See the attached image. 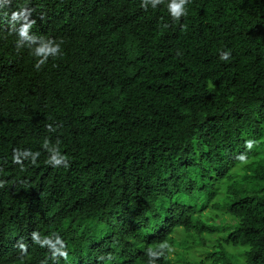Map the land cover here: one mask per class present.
I'll use <instances>...</instances> for the list:
<instances>
[{
  "label": "trees",
  "instance_id": "16d2710c",
  "mask_svg": "<svg viewBox=\"0 0 264 264\" xmlns=\"http://www.w3.org/2000/svg\"><path fill=\"white\" fill-rule=\"evenodd\" d=\"M141 2L0 0V264H264V0Z\"/></svg>",
  "mask_w": 264,
  "mask_h": 264
},
{
  "label": "clouds",
  "instance_id": "9594fccd",
  "mask_svg": "<svg viewBox=\"0 0 264 264\" xmlns=\"http://www.w3.org/2000/svg\"><path fill=\"white\" fill-rule=\"evenodd\" d=\"M164 3V0H142L141 2V7L147 10L149 4L155 8L158 5ZM190 3V0H170V3H168V11L170 12L172 18L176 21H179L181 17L187 15V5ZM30 15V12L28 9H24L21 12H14L12 14V20L13 21H19L23 19L25 23L21 25L19 28V39L17 41V46L16 48L19 49L23 47L26 43L28 46L31 48L32 45L37 44V39L34 38L33 36L29 35V30L32 27V25L35 23V21H29L28 16ZM168 25H165L167 27ZM13 30H15V26L13 25ZM63 41L60 43H57L53 40H40L38 43V46L34 47L32 49V54L39 59L37 60V63L35 64V68L37 70L41 69V66L46 64L48 61V58L51 57H56L60 55L61 53V44ZM229 58V53L223 52L220 56L221 60H227ZM49 131H55L56 129L53 128V126L50 124L48 125ZM248 147H251V142H248ZM43 147L50 153L49 159L46 161L48 164L54 166V167H59L61 165L67 167L68 166V157L65 155L61 154V151L59 149V141H57V144L55 146H50L49 142L45 140ZM24 157L25 159L31 158V162L33 164L36 163L38 157L40 156L39 152L32 153L31 151H19L15 150V155L14 159L16 162H21V157ZM242 159V157H241ZM4 186V182L0 181V187ZM32 238L34 242L41 247L47 246L51 252H52V258L56 259L59 257H63L65 260L68 259V252L66 250V245L64 241L57 235L55 236V239L49 238V237H44L43 239L41 238L39 233L34 232L32 234ZM164 246L162 245L161 248ZM20 248L22 252L26 253L27 252V246L25 244H20ZM163 253L160 251H154L152 249L148 250V264H155L156 258L161 256ZM103 259V257H102ZM108 259H112L111 255L108 256Z\"/></svg>",
  "mask_w": 264,
  "mask_h": 264
},
{
  "label": "rangeland",
  "instance_id": "374dc122",
  "mask_svg": "<svg viewBox=\"0 0 264 264\" xmlns=\"http://www.w3.org/2000/svg\"><path fill=\"white\" fill-rule=\"evenodd\" d=\"M179 249V248H178Z\"/></svg>",
  "mask_w": 264,
  "mask_h": 264
}]
</instances>
